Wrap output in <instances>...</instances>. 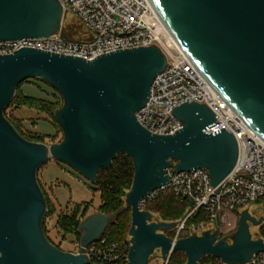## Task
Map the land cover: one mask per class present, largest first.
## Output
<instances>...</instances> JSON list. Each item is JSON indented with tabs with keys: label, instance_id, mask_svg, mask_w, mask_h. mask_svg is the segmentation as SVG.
<instances>
[{
	"label": "water",
	"instance_id": "95a60500",
	"mask_svg": "<svg viewBox=\"0 0 264 264\" xmlns=\"http://www.w3.org/2000/svg\"><path fill=\"white\" fill-rule=\"evenodd\" d=\"M165 31L198 73L243 123L264 141V0H148ZM63 19L57 0H0V41L49 37ZM167 66L163 52L152 45L116 50L86 60L22 47L0 55V264H87L82 255L99 239L114 216L95 213L79 226L78 255L64 252L43 232L47 212L37 172L50 159L94 183L118 154L130 158L134 175L126 193L130 209L129 264H149L154 250L165 259L170 249L185 264L204 257L224 264H246L264 252L253 241L247 210L238 219L231 242L205 231L178 240L165 232L177 222L152 219L139 203L167 184V168L179 172L208 171L212 186L222 182L238 157L235 137L224 128L205 131L217 121L203 103H182L171 114L183 126L171 135H155L136 120L149 98L154 78ZM38 79L62 98L54 112L62 140L52 146L25 140L5 118L18 86Z\"/></svg>",
	"mask_w": 264,
	"mask_h": 264
},
{
	"label": "built area",
	"instance_id": "2783aa9c",
	"mask_svg": "<svg viewBox=\"0 0 264 264\" xmlns=\"http://www.w3.org/2000/svg\"><path fill=\"white\" fill-rule=\"evenodd\" d=\"M62 8L63 19L74 17L84 30V38L70 40L61 28L49 37L24 38L16 41H0V55H9L22 47L50 53L93 59L116 50L156 46L166 57V69L158 74L149 90L146 105L136 113L137 122L149 133L171 135L183 124L171 110L182 103L205 104L214 114L217 123L205 132L211 134L225 129L237 142L236 164L227 177L217 186H212L205 169L177 172L167 168V184L146 195L139 203L145 210L153 200L172 195L181 202L188 201L190 207L176 226L165 236L172 245L178 240L205 231L217 232V239L228 238L235 233L238 216L252 205L264 206V141L253 133L234 114L211 86L198 73L188 58L171 40L148 0H57ZM202 211L207 221L188 224ZM249 233L253 241L261 239L264 223ZM130 236L111 242L103 235L87 245L82 255L87 264H129ZM79 254L80 242L75 243ZM173 252L169 250L165 259L160 250H154L149 264H169ZM208 258V261H204ZM198 264H224L221 259L204 257ZM246 264H264V252L251 256Z\"/></svg>",
	"mask_w": 264,
	"mask_h": 264
},
{
	"label": "rangeland",
	"instance_id": "374dc122",
	"mask_svg": "<svg viewBox=\"0 0 264 264\" xmlns=\"http://www.w3.org/2000/svg\"><path fill=\"white\" fill-rule=\"evenodd\" d=\"M62 28L65 36L69 39L78 40L84 38V30L81 25L70 15L64 18ZM20 87L22 94L25 96L55 102L54 106L58 107V109L63 104L59 93L43 82H40V80L30 79ZM7 113L24 139L33 140L34 143L38 142L52 146L59 143L63 138L62 131L58 128L52 116H46L43 113L33 111L26 107H17L15 104L8 107ZM36 177L42 192L55 208V213L50 216L47 213L43 220V230L46 238L51 244L53 243L58 246L64 252L76 251L75 243L79 241L72 235L62 237L61 233L58 232L56 228L58 215L60 213L69 214L74 206L82 205L83 203L90 204L86 217L90 214L97 213V208L100 205L98 191L94 189L92 183L88 182L74 170L66 165L56 163L51 159L38 170ZM123 202V207L127 208L125 205V197L123 198ZM248 210L249 214L256 220L264 219V206L252 205ZM152 215L153 220L159 219L158 215ZM239 217L240 215L238 219ZM238 219L233 224L236 229ZM159 221L161 220L159 219ZM248 224L249 230L254 232V226L250 223ZM233 235L234 233L226 238V240L232 239ZM173 254V257L180 254L183 255L181 252H173Z\"/></svg>",
	"mask_w": 264,
	"mask_h": 264
},
{
	"label": "trees",
	"instance_id": "16d2710c",
	"mask_svg": "<svg viewBox=\"0 0 264 264\" xmlns=\"http://www.w3.org/2000/svg\"><path fill=\"white\" fill-rule=\"evenodd\" d=\"M66 38L69 39L68 37ZM27 81L22 82L18 86L16 93L8 107L15 104L17 107H26L33 111L43 113L46 116H52L54 122L58 126L54 117V112L58 109V107L54 106L55 102L44 100L41 98H32L22 94L20 86H22ZM44 84L47 85L46 83ZM8 107L6 108L4 113L5 118L21 135L7 113ZM25 140L33 142V140ZM133 175L134 168L130 158L124 154H118L116 159H114L112 165L108 169H100L98 171L96 181L92 183L94 189L98 191L100 199V205L97 208L96 212L101 213L107 217L114 216L113 222L106 228L103 233V237H108L111 242L122 241L128 235L131 222L130 209L123 207V198L131 188ZM44 197L47 204L46 214L48 213V216L53 215L55 213V208L52 204H50L48 198L45 195ZM188 207H190V203L188 201L181 202L177 197L167 195L153 200L151 204L146 208V211H149L151 214L158 215L161 221L170 223L179 221L184 216ZM89 208V203H83L82 205L74 206L69 214L60 213L58 215L56 228L58 232L61 233L62 237L66 235H72L76 238L77 241L80 240V233L78 232V229L82 220L85 219ZM201 221H207V218L200 210L188 221V224L199 223ZM262 237H264V228H262ZM54 246L60 249L58 246ZM173 256L174 254H172L169 264L186 263L185 256L181 254L176 257ZM204 261H208V258H205Z\"/></svg>",
	"mask_w": 264,
	"mask_h": 264
},
{
	"label": "flooded vegetation",
	"instance_id": "af4514ba",
	"mask_svg": "<svg viewBox=\"0 0 264 264\" xmlns=\"http://www.w3.org/2000/svg\"><path fill=\"white\" fill-rule=\"evenodd\" d=\"M236 232V231H235ZM226 242L230 243L231 242V239L230 240H225Z\"/></svg>",
	"mask_w": 264,
	"mask_h": 264
},
{
	"label": "crops",
	"instance_id": "0c3cea01",
	"mask_svg": "<svg viewBox=\"0 0 264 264\" xmlns=\"http://www.w3.org/2000/svg\"><path fill=\"white\" fill-rule=\"evenodd\" d=\"M94 214H95V213H94ZM90 215H92V214H90ZM90 215H88V216H90ZM88 216H87V217H88Z\"/></svg>",
	"mask_w": 264,
	"mask_h": 264
}]
</instances>
